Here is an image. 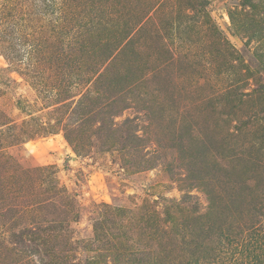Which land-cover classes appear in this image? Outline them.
Returning a JSON list of instances; mask_svg holds the SVG:
<instances>
[{
  "label": "rangeland",
  "instance_id": "374dc122",
  "mask_svg": "<svg viewBox=\"0 0 264 264\" xmlns=\"http://www.w3.org/2000/svg\"><path fill=\"white\" fill-rule=\"evenodd\" d=\"M0 264H264V0H0Z\"/></svg>",
  "mask_w": 264,
  "mask_h": 264
}]
</instances>
